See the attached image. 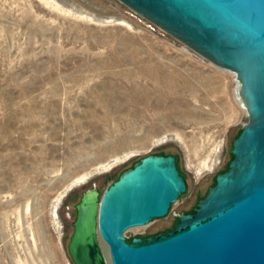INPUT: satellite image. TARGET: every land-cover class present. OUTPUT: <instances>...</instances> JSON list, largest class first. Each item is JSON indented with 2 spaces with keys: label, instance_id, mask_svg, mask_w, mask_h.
Masks as SVG:
<instances>
[{
  "label": "rangeland",
  "instance_id": "rangeland-1",
  "mask_svg": "<svg viewBox=\"0 0 264 264\" xmlns=\"http://www.w3.org/2000/svg\"><path fill=\"white\" fill-rule=\"evenodd\" d=\"M236 85L120 0H0V264H74L82 192L147 153L175 155L186 190L124 236L172 229L232 157Z\"/></svg>",
  "mask_w": 264,
  "mask_h": 264
},
{
  "label": "water",
  "instance_id": "water-1",
  "mask_svg": "<svg viewBox=\"0 0 264 264\" xmlns=\"http://www.w3.org/2000/svg\"><path fill=\"white\" fill-rule=\"evenodd\" d=\"M235 75L246 112L227 168L165 232L126 240L124 231L165 215L186 182L173 154L147 153L101 193L86 188L67 251L74 264H264V0H120Z\"/></svg>",
  "mask_w": 264,
  "mask_h": 264
},
{
  "label": "bare ground",
  "instance_id": "bare-ground-1",
  "mask_svg": "<svg viewBox=\"0 0 264 264\" xmlns=\"http://www.w3.org/2000/svg\"><path fill=\"white\" fill-rule=\"evenodd\" d=\"M236 87H237V85H236ZM235 90H236V89H235ZM124 155H126V154H124ZM124 155H123V156H120V157H116L115 159H121L122 157H124ZM115 159H114V160H115ZM75 180H76V179H75ZM133 228H136V226L130 227L129 229H133ZM99 242H100V247H101L102 252H103V254H104V257H105L106 263H107V264H110L107 244H106L102 239H100V238H99Z\"/></svg>",
  "mask_w": 264,
  "mask_h": 264
},
{
  "label": "trees",
  "instance_id": "trees-1",
  "mask_svg": "<svg viewBox=\"0 0 264 264\" xmlns=\"http://www.w3.org/2000/svg\"><path fill=\"white\" fill-rule=\"evenodd\" d=\"M227 168V167H226ZM225 170V169H224ZM181 173V172H180ZM194 210V207H193V209H192V211ZM176 224V223H175ZM175 226V225H174ZM130 240V239H129Z\"/></svg>",
  "mask_w": 264,
  "mask_h": 264
}]
</instances>
